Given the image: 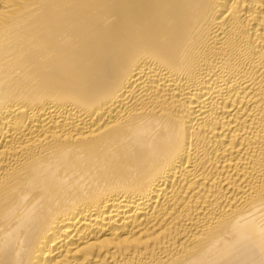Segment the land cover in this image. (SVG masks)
<instances>
[{
    "label": "bare ground",
    "instance_id": "6f19581e",
    "mask_svg": "<svg viewBox=\"0 0 264 264\" xmlns=\"http://www.w3.org/2000/svg\"><path fill=\"white\" fill-rule=\"evenodd\" d=\"M0 264H264V0H0Z\"/></svg>",
    "mask_w": 264,
    "mask_h": 264
}]
</instances>
